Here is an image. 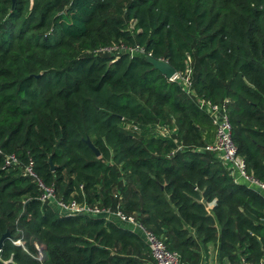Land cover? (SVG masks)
Masks as SVG:
<instances>
[{
  "label": "trees",
  "instance_id": "obj_1",
  "mask_svg": "<svg viewBox=\"0 0 264 264\" xmlns=\"http://www.w3.org/2000/svg\"><path fill=\"white\" fill-rule=\"evenodd\" d=\"M120 42L189 68L193 92L145 54L95 52ZM201 98L228 99L237 154L264 182V0H0V264H154L138 233L42 203L29 160L62 199L133 214L183 264L209 244L258 264L264 193L202 150Z\"/></svg>",
  "mask_w": 264,
  "mask_h": 264
},
{
  "label": "built area",
  "instance_id": "obj_2",
  "mask_svg": "<svg viewBox=\"0 0 264 264\" xmlns=\"http://www.w3.org/2000/svg\"><path fill=\"white\" fill-rule=\"evenodd\" d=\"M95 52H106L119 56L121 53L133 56L135 54H145L146 57L151 56V53H145L143 47L138 44L126 45L124 43H117L99 47ZM189 68L186 69L185 74L175 72L169 80H175L182 84L187 93H192L190 82ZM227 102L225 99L223 103H213L207 99H198V106L206 112L214 125V139L207 143L202 150L215 152L217 157L224 163L231 171L234 181L245 183L248 187L254 188L264 193V182H261L250 176L245 171V163L243 158L237 154L235 144L232 139V125L227 112ZM2 153L0 149V154ZM19 163L17 156L14 153L4 155L3 167L17 165ZM24 174L30 176L39 190L38 199L42 203L52 205L64 215H89L92 217H103L106 220L112 221V218H117L131 226L130 230L138 233L147 244L150 254L154 260V264H183L180 255L177 251L171 250L166 245L162 236L156 234L154 231L145 227L140 221L136 220L133 214H125L118 207L115 211L110 208H102L97 205H90L86 201H78L76 199L64 200L57 195L56 188L53 183L47 184L40 178L33 168V161L29 160L23 167ZM15 243L21 244L20 240ZM1 252V248H0ZM7 264V262H4ZM258 264H264V258Z\"/></svg>",
  "mask_w": 264,
  "mask_h": 264
},
{
  "label": "water",
  "instance_id": "obj_3",
  "mask_svg": "<svg viewBox=\"0 0 264 264\" xmlns=\"http://www.w3.org/2000/svg\"><path fill=\"white\" fill-rule=\"evenodd\" d=\"M13 1V0H12ZM147 61L155 68L157 69L161 74H163L166 78L170 79L175 74V69L172 65H170L166 60L160 59V58H154L152 56L146 57ZM85 143L92 149V151L95 153L96 156H99V151L96 147L92 144L89 138L85 139ZM49 163L51 165V169H54V165L52 164L51 160H49ZM9 233L5 232L0 237V248H2L4 240L8 237Z\"/></svg>",
  "mask_w": 264,
  "mask_h": 264
},
{
  "label": "rangeland",
  "instance_id": "obj_4",
  "mask_svg": "<svg viewBox=\"0 0 264 264\" xmlns=\"http://www.w3.org/2000/svg\"><path fill=\"white\" fill-rule=\"evenodd\" d=\"M160 132L162 134H164L166 131H164L163 128L161 127ZM57 195L60 196L59 194H57ZM115 219L117 220V222H119V220L117 218H115ZM112 221L115 222V220H112ZM124 224H125V226H123V227L131 229L130 228L131 226H129L126 223H124ZM202 253H203L202 259H201L199 264H230L226 260L218 258L215 245L209 244L207 250H205V252H202Z\"/></svg>",
  "mask_w": 264,
  "mask_h": 264
},
{
  "label": "crops",
  "instance_id": "obj_5",
  "mask_svg": "<svg viewBox=\"0 0 264 264\" xmlns=\"http://www.w3.org/2000/svg\"><path fill=\"white\" fill-rule=\"evenodd\" d=\"M240 183H242V182H240ZM245 184V183H244ZM113 219V218H112ZM113 220H115V222L118 224V225H120V226H125V224L123 223V222H121V221H119V222H117V220L114 218Z\"/></svg>",
  "mask_w": 264,
  "mask_h": 264
}]
</instances>
